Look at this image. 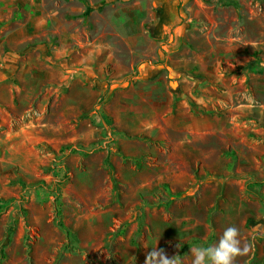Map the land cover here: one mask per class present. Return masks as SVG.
Wrapping results in <instances>:
<instances>
[{"label": "rangeland", "instance_id": "rangeland-1", "mask_svg": "<svg viewBox=\"0 0 264 264\" xmlns=\"http://www.w3.org/2000/svg\"><path fill=\"white\" fill-rule=\"evenodd\" d=\"M129 2L0 0V264H145L153 247L192 264L191 249L215 245L230 226L250 247L235 264H264V228L255 227L264 224V0H177L181 31L163 77L191 110L175 106V122L194 113L217 133L207 134L205 159L186 153L170 174L150 172L166 159L123 153L118 141L130 134L100 113L109 94L136 85L138 69L120 79L108 65L104 74L83 73L78 102L86 89L97 98L77 126L68 108L64 76L90 70L83 45L123 32ZM133 2L148 9L140 16L148 31L155 3ZM98 4L93 22L84 13ZM137 136L172 157L186 148ZM59 222L77 233L79 251L64 252L70 241Z\"/></svg>", "mask_w": 264, "mask_h": 264}, {"label": "crops", "instance_id": "crops-1", "mask_svg": "<svg viewBox=\"0 0 264 264\" xmlns=\"http://www.w3.org/2000/svg\"><path fill=\"white\" fill-rule=\"evenodd\" d=\"M125 1L131 3L121 22V24H125V30L120 33L118 30L109 33L111 34L109 36L113 37L112 42L97 39L83 45L85 49L83 60L90 66H87L90 70L80 73L78 68L75 67L69 70L68 76H64L62 82L67 84L70 81L71 93L68 99V108L74 113L73 117H75V125L77 126L78 112L91 109L92 99L97 98L90 89H86V100L78 102V98L81 96L77 92L78 83L83 82V73L93 76H97V73L104 74V67L108 65L111 67L112 77L120 79L127 77L128 74L138 69L140 80L136 85L123 92L114 91L109 94L104 103L111 99V104L103 105L100 113L102 116L109 114L116 127L122 132L130 134L131 138L127 139L125 137L123 140L118 141L119 149L123 153L131 158L148 153L153 154L154 160L166 159V161L161 162L160 165H150L151 173L158 171L166 172V174L175 173V161H184L186 153H190L195 161L201 158L205 159L201 155L206 154V150L203 152L202 146L213 141V137L207 134L217 133V128L209 119H201L195 116L194 113L188 115V119L183 118L175 122L173 114L175 106L178 108L179 113H184L187 109L191 110L184 101V103H177L180 102V98L171 91L163 77L167 67L164 63L171 59L170 54L174 46L178 45L174 42L178 41L177 34L181 31H178L181 14L179 13L177 0H153L157 11L148 13L151 20L148 31L145 30V21L140 24V16L148 9H144L139 2H133L134 0ZM102 6L104 5H96L95 10L90 13L88 19L91 18L93 22L99 20L102 17V13H100ZM168 36H171L170 41L165 42ZM56 56L60 58L61 52ZM77 59L78 57L72 62L77 63ZM94 65L97 67H94ZM170 74H173L172 70ZM55 75L57 76V74ZM13 100L12 98L11 101ZM146 111L150 112L149 118L147 116L143 118L142 116V113ZM133 113L136 118H140L142 121H130L129 117ZM63 116L65 117V114ZM123 116L128 117L127 120L129 121L122 122ZM65 122L71 124L72 120H65ZM31 125L35 128H41L46 126V123L32 120ZM61 127L62 123H59L58 126H54V129H60ZM178 129L182 131V136L173 139L170 134ZM142 133L155 141H166L178 145L177 148H180V146L182 149L186 148L181 155L172 157L167 152L163 153L156 146L152 148L147 138L143 139L142 136H137ZM25 137V140H29L35 138V134ZM77 140L78 132L70 138V142H76ZM196 151H199V153H196Z\"/></svg>", "mask_w": 264, "mask_h": 264}, {"label": "clouds", "instance_id": "clouds-1", "mask_svg": "<svg viewBox=\"0 0 264 264\" xmlns=\"http://www.w3.org/2000/svg\"><path fill=\"white\" fill-rule=\"evenodd\" d=\"M257 230L264 228V224L256 225ZM177 247H180L178 245ZM146 256L145 264H183L181 256L169 257L164 249L158 247ZM250 252L249 246L241 247L239 229L235 226L225 228L218 242L209 247H195L191 249L192 264H235L236 258Z\"/></svg>", "mask_w": 264, "mask_h": 264}, {"label": "trees", "instance_id": "trees-1", "mask_svg": "<svg viewBox=\"0 0 264 264\" xmlns=\"http://www.w3.org/2000/svg\"><path fill=\"white\" fill-rule=\"evenodd\" d=\"M92 11L91 7H87L84 15L88 16ZM58 227L65 233L67 240L70 241V243L67 242V244L64 245L63 250L65 253H74L76 251H79V238L77 236V233L74 232L69 227L65 226L64 223L59 222Z\"/></svg>", "mask_w": 264, "mask_h": 264}]
</instances>
